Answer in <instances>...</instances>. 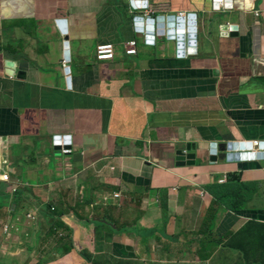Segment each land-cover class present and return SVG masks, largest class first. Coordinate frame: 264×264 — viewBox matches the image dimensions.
I'll list each match as a JSON object with an SVG mask.
<instances>
[{"label": "crops", "instance_id": "0c3cea01", "mask_svg": "<svg viewBox=\"0 0 264 264\" xmlns=\"http://www.w3.org/2000/svg\"><path fill=\"white\" fill-rule=\"evenodd\" d=\"M142 1L0 0V264H264V0Z\"/></svg>", "mask_w": 264, "mask_h": 264}, {"label": "water", "instance_id": "95a60500", "mask_svg": "<svg viewBox=\"0 0 264 264\" xmlns=\"http://www.w3.org/2000/svg\"><path fill=\"white\" fill-rule=\"evenodd\" d=\"M191 16L193 17V15H191ZM170 18H171V21H173L172 23H176V22L180 23L182 21V19L180 17H176V19H174V17H170ZM60 24L63 28H65L64 22H61ZM192 24H194V23H192ZM179 28H181L180 24L177 25V31H179L177 38L179 40H182V35H180L182 30H180ZM188 28H189L188 29L189 37L191 38V40L189 41V45L194 46V40H192V39L195 37V28L193 27V25H190ZM66 41H67V39H66ZM178 45L180 46V48L183 47L181 41L178 42ZM67 47H68V43H66V48ZM65 59L68 60V53L66 54ZM4 64H5L6 68H8L10 70L15 68V63L12 61H5ZM17 78H20V79L25 78V74L23 72H18ZM253 145H255V144L252 143L251 141H246L243 143H227V144H225L224 150L227 151L226 160L228 162H232V161L247 160V159H254V160L264 159V142H259L255 145L257 147V151L252 150ZM194 150H195V144L194 143H187L185 145L184 151L177 150L175 152V164H176V166H192V165H194L195 155L192 153V151H194Z\"/></svg>", "mask_w": 264, "mask_h": 264}, {"label": "built area", "instance_id": "2783aa9c", "mask_svg": "<svg viewBox=\"0 0 264 264\" xmlns=\"http://www.w3.org/2000/svg\"><path fill=\"white\" fill-rule=\"evenodd\" d=\"M131 2H132V4H133V2H135V3L138 4V5L137 4L135 5V6H137V9H144V8L145 9H148V4L146 3V1H142V0L141 1H138V0L137 1H132L131 0ZM191 15L192 14L188 15L189 23H191L189 25H193L192 23H194V15H193V17ZM255 16H257V13H255ZM179 17L182 19L181 15ZM136 19H138L134 23L136 25V32H140L141 31L143 33V35H144L143 38H144L145 43H147L149 45L153 44V42H154V39H153L154 38V35H152V34L149 33V31H148L149 30V25H147L145 27L146 29L143 30V28H141V25L139 23L140 18L136 17ZM147 20H149V19L147 18ZM193 27H194V25H193ZM152 30H153V28H152ZM136 45H137V43H136L135 40L127 41L124 44V46H125V51H124L125 54L126 55H135L136 54ZM193 47L194 46L189 45V47L186 49V53L187 54H193V53H195V49ZM182 48H180V46H178V50H177V53L178 54H177V56L179 58L182 57V56H184L183 55L184 52H182L183 51ZM113 56H114V49H113V45L112 44H98L95 47V59L97 61L112 60L113 59ZM66 64H67V60L66 61H63L64 69L67 72V66H66ZM56 143H58V142H56ZM253 143L255 145L257 144L256 142H253ZM61 152H62V154H66V155L67 154H71V149L70 148H66V147L64 148L63 147ZM1 179L3 181H8V175L5 174V175L1 176ZM218 182L219 183H223L224 182V178L219 179ZM113 197L114 198H117L118 195L115 194V195H113ZM4 230L6 231L7 228H5Z\"/></svg>", "mask_w": 264, "mask_h": 264}, {"label": "trees", "instance_id": "16d2710c", "mask_svg": "<svg viewBox=\"0 0 264 264\" xmlns=\"http://www.w3.org/2000/svg\"><path fill=\"white\" fill-rule=\"evenodd\" d=\"M240 189L237 191V197H235V193L229 195L226 194V198H222L220 199V202L226 204L231 210H237V209H241L243 206L239 205L240 204V200L242 199V197L240 196L241 194Z\"/></svg>", "mask_w": 264, "mask_h": 264}, {"label": "rangeland", "instance_id": "374dc122", "mask_svg": "<svg viewBox=\"0 0 264 264\" xmlns=\"http://www.w3.org/2000/svg\"><path fill=\"white\" fill-rule=\"evenodd\" d=\"M261 202H264V198L262 199V200H260L259 202H258V204H263V203H261ZM3 222L4 221H2L1 219H0V229H3L4 228V226H5V224H3ZM2 225H3V227H2ZM5 229V228H4ZM24 253V252H23ZM44 252H42V253H39V254H43ZM55 253H57L59 256H61V253L59 252V251H57V250H55ZM39 254H33L32 255V258H30V259H32V262H31V264H36L38 261H37V257L39 256ZM21 257H23L22 255H21ZM56 259H57V257L56 256H54ZM23 259H25V257H23ZM22 260H20L19 261V263L21 262ZM41 261V260H40Z\"/></svg>", "mask_w": 264, "mask_h": 264}, {"label": "bare ground", "instance_id": "6f19581e", "mask_svg": "<svg viewBox=\"0 0 264 264\" xmlns=\"http://www.w3.org/2000/svg\"><path fill=\"white\" fill-rule=\"evenodd\" d=\"M137 1V0H136ZM133 4H134V6L137 4V3H135V2H133ZM138 5V4H137Z\"/></svg>", "mask_w": 264, "mask_h": 264}, {"label": "clouds", "instance_id": "9594fccd", "mask_svg": "<svg viewBox=\"0 0 264 264\" xmlns=\"http://www.w3.org/2000/svg\"><path fill=\"white\" fill-rule=\"evenodd\" d=\"M138 1H141V0H138ZM149 28H150V25H149Z\"/></svg>", "mask_w": 264, "mask_h": 264}]
</instances>
